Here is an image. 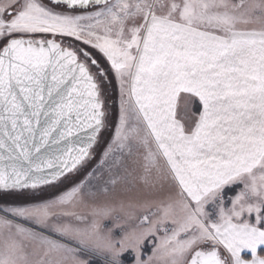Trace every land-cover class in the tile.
<instances>
[{"label": "snow or ice", "instance_id": "6c2138e0", "mask_svg": "<svg viewBox=\"0 0 264 264\" xmlns=\"http://www.w3.org/2000/svg\"><path fill=\"white\" fill-rule=\"evenodd\" d=\"M0 264H264V0H0Z\"/></svg>", "mask_w": 264, "mask_h": 264}]
</instances>
